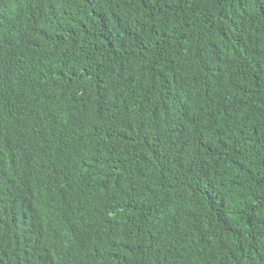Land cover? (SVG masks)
Masks as SVG:
<instances>
[{"label":"trees","instance_id":"trees-1","mask_svg":"<svg viewBox=\"0 0 264 264\" xmlns=\"http://www.w3.org/2000/svg\"><path fill=\"white\" fill-rule=\"evenodd\" d=\"M0 264H264V0H0Z\"/></svg>","mask_w":264,"mask_h":264}]
</instances>
